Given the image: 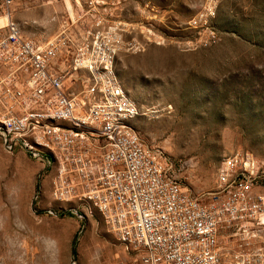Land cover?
Returning a JSON list of instances; mask_svg holds the SVG:
<instances>
[{"label": "rangeland", "instance_id": "1", "mask_svg": "<svg viewBox=\"0 0 264 264\" xmlns=\"http://www.w3.org/2000/svg\"><path fill=\"white\" fill-rule=\"evenodd\" d=\"M9 15L30 38L99 33L117 46L113 70L137 109L128 122L188 195L219 194L218 166L234 155L236 169L251 159V190L264 193V0H13ZM40 168L0 144V264L129 260L96 210H33L39 182L41 205H61Z\"/></svg>", "mask_w": 264, "mask_h": 264}, {"label": "built area", "instance_id": "2", "mask_svg": "<svg viewBox=\"0 0 264 264\" xmlns=\"http://www.w3.org/2000/svg\"><path fill=\"white\" fill-rule=\"evenodd\" d=\"M12 2L0 0V144L40 163L49 200L61 204L41 205L39 182L33 210H96L130 253L118 264H264V193L251 190V159L239 169L236 155L220 162L214 198L188 195L128 122L137 109L113 70L117 46L99 33L27 37Z\"/></svg>", "mask_w": 264, "mask_h": 264}, {"label": "crops", "instance_id": "3", "mask_svg": "<svg viewBox=\"0 0 264 264\" xmlns=\"http://www.w3.org/2000/svg\"><path fill=\"white\" fill-rule=\"evenodd\" d=\"M45 3H48V2H45ZM21 29V28H20ZM21 32H22V30H21ZM22 33H24V32H22ZM51 36V35H50ZM46 37L45 36H43V37H40V38H37V39H45ZM56 65H57V67H59V68H61L62 66H63V61H62V57H58V59L56 60Z\"/></svg>", "mask_w": 264, "mask_h": 264}, {"label": "bare ground", "instance_id": "4", "mask_svg": "<svg viewBox=\"0 0 264 264\" xmlns=\"http://www.w3.org/2000/svg\"><path fill=\"white\" fill-rule=\"evenodd\" d=\"M4 17L5 16H0V24L2 23Z\"/></svg>", "mask_w": 264, "mask_h": 264}]
</instances>
